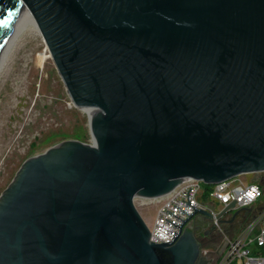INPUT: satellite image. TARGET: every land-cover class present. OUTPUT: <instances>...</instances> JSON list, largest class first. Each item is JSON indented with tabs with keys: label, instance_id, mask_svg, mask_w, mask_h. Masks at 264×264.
<instances>
[{
	"label": "water",
	"instance_id": "95a60500",
	"mask_svg": "<svg viewBox=\"0 0 264 264\" xmlns=\"http://www.w3.org/2000/svg\"><path fill=\"white\" fill-rule=\"evenodd\" d=\"M30 14L74 105L97 110L95 146L57 138L24 162L0 264L211 263L189 225L236 201L213 217L188 193L195 212L167 211L185 225L154 244L135 200L264 173V0H0V69Z\"/></svg>",
	"mask_w": 264,
	"mask_h": 264
},
{
	"label": "rangeland",
	"instance_id": "374dc122",
	"mask_svg": "<svg viewBox=\"0 0 264 264\" xmlns=\"http://www.w3.org/2000/svg\"><path fill=\"white\" fill-rule=\"evenodd\" d=\"M31 23L27 20L0 69V197L24 162L45 144L85 134L81 141L94 145L91 114L72 102L42 34ZM250 176L241 177L245 185L264 187V173ZM135 206L152 229L160 203L137 198ZM214 252L203 248L201 255L215 264Z\"/></svg>",
	"mask_w": 264,
	"mask_h": 264
},
{
	"label": "built area",
	"instance_id": "2783aa9c",
	"mask_svg": "<svg viewBox=\"0 0 264 264\" xmlns=\"http://www.w3.org/2000/svg\"><path fill=\"white\" fill-rule=\"evenodd\" d=\"M203 192V182L187 179L186 182L179 185L169 195L155 200L161 206L153 227L150 229V242L154 244L171 243L175 233H179L177 227L180 228L182 226V221L179 219L186 221L189 216L175 207H178L189 215L195 212L194 208L187 205L189 203L188 193L190 194V204L193 207L198 210H205L211 213L213 217H218L216 212L209 210L201 202L200 198ZM263 197L264 189L260 184L252 183L245 185L241 183L240 185H236L234 181L214 186L209 194V200L219 203L224 209L235 201L237 209L250 208L255 206ZM183 201L187 204L183 203ZM167 211L179 219L167 213ZM166 219L177 227L166 221ZM218 219H214L215 223L218 222ZM225 242V249L215 264H264V229L260 227L258 221L248 223L239 235L235 237L228 236Z\"/></svg>",
	"mask_w": 264,
	"mask_h": 264
},
{
	"label": "crops",
	"instance_id": "0c3cea01",
	"mask_svg": "<svg viewBox=\"0 0 264 264\" xmlns=\"http://www.w3.org/2000/svg\"><path fill=\"white\" fill-rule=\"evenodd\" d=\"M253 175H259V174H253ZM246 177H251L250 175H244ZM242 176L238 177L237 179L233 180L236 185H238V182L243 183V180L241 179ZM244 184V183H243ZM264 189V187H263ZM264 198V197H263ZM261 199L262 201L260 204L259 202L250 208H246L248 210L243 209H236L232 212H227L224 214L221 218H219L220 224H218V232L220 235V242H211L207 247H205L206 252L208 251H215L216 257L219 259L222 255L224 249H225V239L226 237H235L239 235L243 229L248 225V223L252 221H258L260 224V227L264 229V199ZM206 208L209 210L216 212L218 214V217L222 214L224 208L222 206L214 201L208 200L207 202L203 203ZM253 208H255L253 210ZM245 209V208H244ZM242 210V216L240 219L245 221L244 226L242 228L236 227L235 221L237 222L238 215L236 214V211ZM239 219V218H238ZM215 222V221H214ZM190 226V225H189Z\"/></svg>",
	"mask_w": 264,
	"mask_h": 264
},
{
	"label": "flooded vegetation",
	"instance_id": "af4514ba",
	"mask_svg": "<svg viewBox=\"0 0 264 264\" xmlns=\"http://www.w3.org/2000/svg\"><path fill=\"white\" fill-rule=\"evenodd\" d=\"M262 201L259 202V204ZM255 208H253L254 210ZM238 211H236L237 213ZM242 211L238 212L237 222L235 221L236 227L242 228L244 226L245 221L240 219L242 216ZM218 224L220 221L215 223L214 219L210 220L208 218L202 216H196V218L191 222L190 227L193 229L195 238L197 239L198 243L201 245L202 248L207 247L211 242H220V235L218 232Z\"/></svg>",
	"mask_w": 264,
	"mask_h": 264
},
{
	"label": "trees",
	"instance_id": "16d2710c",
	"mask_svg": "<svg viewBox=\"0 0 264 264\" xmlns=\"http://www.w3.org/2000/svg\"><path fill=\"white\" fill-rule=\"evenodd\" d=\"M86 137L87 136H85V134H82V135L78 134L77 136H75V139L76 140H85ZM262 188H263V186H262ZM212 189H213V187L207 186V185L204 184V192L202 193V196L200 198L202 203H205V202H207L209 200V194L212 191Z\"/></svg>",
	"mask_w": 264,
	"mask_h": 264
},
{
	"label": "bare ground",
	"instance_id": "6f19581e",
	"mask_svg": "<svg viewBox=\"0 0 264 264\" xmlns=\"http://www.w3.org/2000/svg\"><path fill=\"white\" fill-rule=\"evenodd\" d=\"M32 22L31 24H32V26H37L36 25V23H35V21H34V19H33V17H32V15L30 14V16H29V18H28V22ZM28 24V23H27ZM82 111H85V112H88V114H91L90 115V118L93 116V112H97V110H95V109H88V108H82L81 109ZM92 146H95V141H94V145H92Z\"/></svg>",
	"mask_w": 264,
	"mask_h": 264
}]
</instances>
